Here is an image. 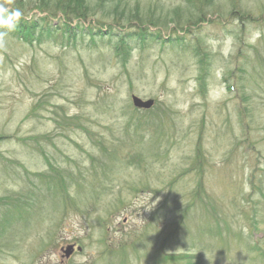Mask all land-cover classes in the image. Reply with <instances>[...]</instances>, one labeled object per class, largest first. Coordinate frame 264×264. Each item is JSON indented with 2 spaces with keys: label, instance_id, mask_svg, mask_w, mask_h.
I'll return each mask as SVG.
<instances>
[{
  "label": "rangeland",
  "instance_id": "obj_1",
  "mask_svg": "<svg viewBox=\"0 0 264 264\" xmlns=\"http://www.w3.org/2000/svg\"><path fill=\"white\" fill-rule=\"evenodd\" d=\"M105 4L72 45L11 31L0 49V264H264V0ZM132 94L153 107L129 114ZM45 173L79 203L58 209ZM94 173L102 193L86 200Z\"/></svg>",
  "mask_w": 264,
  "mask_h": 264
},
{
  "label": "trees",
  "instance_id": "obj_2",
  "mask_svg": "<svg viewBox=\"0 0 264 264\" xmlns=\"http://www.w3.org/2000/svg\"><path fill=\"white\" fill-rule=\"evenodd\" d=\"M33 1L34 0H30L29 1V3H31V8L32 7H36V9H39L41 11H48V15L45 18L33 17V18L28 20V19L24 18L23 15H25V14H23V11H21L22 14H23L22 18L18 22L15 30H13L11 32V36L13 35L14 38H16L18 40H22L25 43H29L31 45H33L34 42L40 43V42L44 41V38H49L51 36H57V35H59L60 37H63V38H66V36H68L67 42L62 44L63 46L72 45V44H74V41L76 40V38L78 37V35L80 33H82L84 35L87 32L86 30L82 29L84 27L81 25V20L85 21L87 18H90V17L94 16V14H95V12L93 11L94 7L92 5V0H35L34 4L32 5ZM110 1L112 2L113 0H100L101 4H105L106 3L104 5V8L107 6V3H109ZM15 2L17 4V6H19L20 9H23L22 7L24 5H26L24 2H22L20 0H14L13 7H15V8L17 7L15 5ZM96 6H97V8L98 7L100 8L99 2H97ZM118 6H119V4H117L115 6L111 5L109 7V11L115 10V12H116L117 9H118ZM58 14L62 15L61 17L63 19L60 17L61 20H62L61 23L50 25V22H49L48 18L50 16H51V18H54ZM103 17L104 18H110V15L109 14H103ZM75 19H77L78 25L75 26V27H72L71 24L73 23V21ZM78 20H79V22H78ZM0 31H6V30L5 29H0ZM113 34L114 33L106 34V36H108V40L111 41V37H112ZM123 34L124 33H118L117 34L116 43L114 45V54L118 58L122 59V61L124 63V67H123L122 73L125 72V73H127L129 75V71H128V68L126 66L127 65L126 62L128 60V57L131 55V50L132 49L130 50L131 46H130L129 43H126V39L124 37L131 36L132 34H129V33L127 35H123ZM135 35L137 37L140 36L139 33H137ZM254 80L256 82V84H255L256 88L258 90L262 89V85L260 84L259 80H256L255 77H254ZM248 83H249L248 80H246L245 82H242L241 86H240L241 90L244 93L243 94V99H246V100H249V97H250V95L247 94V92L250 90V88H248V86H249ZM127 109H128V113L129 114H134V116H142L143 115V113L140 112V111H143V110H139V109L132 108V107H128ZM132 119L140 120V117H132L131 120ZM263 124H264V122H263ZM159 132H161V129L159 130V128H157L156 135H158ZM156 135H155V138H156ZM92 143L96 144L98 147H101V145L103 144V141L100 142L98 140H93ZM153 143L155 144V139H154ZM149 144H150V141H148V144H145V149L146 150L148 149V145ZM112 148H113L115 153L110 154L109 157L110 158H115V156L117 155L116 153L118 152V150L116 152L117 148H116L115 144H112ZM161 150L162 149H160V145L158 144L157 147L153 148L154 155L155 156H164L165 154ZM199 150H200V153H202V155L205 156V154L201 150V146L199 147ZM150 151L149 152H145L144 151L143 154L150 153ZM142 157L146 158L145 155H142ZM197 157H198V155L191 156V158H193V160H197ZM199 157H201V154L199 155ZM116 160L117 159L111 160V161L114 162ZM110 163L111 162L108 163V168L111 167ZM47 176H49V175L48 174L40 175V178L42 177V179H44V177H47ZM50 177H47V178H50L49 181H51L52 183L55 182V189H54V195L55 196L54 197L58 198V201H59L58 209L59 208H62V209L66 208L68 202L73 203V204H75V203L78 204L79 203V202H76L75 196H73L72 199L69 200V198L67 196L63 195V192L66 191V190H63V189H66L68 187V185H70V183L66 180L64 175L60 174V176H55V177H53V175H51ZM56 180H59L60 182H64V183L59 186ZM99 180L100 179L97 178L95 173H94L92 186H91L90 190L85 194V199L86 200L90 199V198H94V197H96L98 195H101L102 192H101V189L99 188L101 186L100 183H99ZM57 185L59 186L60 190H59ZM60 192L62 193V195L59 194ZM81 192H82V189H81V191H79V193H81ZM39 195H40V193L39 194L35 193V204H37L36 200L39 198ZM5 199H7V198H5ZM78 200H79V197H78ZM35 204L32 201L30 202V206L31 207L29 205L23 206V204H21V207L17 208V212L13 213L15 219L12 217L11 221H13V222L17 221L18 222L19 221L18 219H20V218H22L24 216L25 210L31 209L32 207H34L32 205H35ZM12 210L14 211L13 208H12ZM5 216H4L3 220L0 223V225H2L4 227L2 233L4 231H6V226H5L6 224H4V223L7 222V224H9L8 223V221H9L8 217L7 216L5 217ZM14 232L15 231H13V233L11 234V237L14 234ZM15 236H16V234H15ZM47 236H50V235L47 234ZM41 244H43V243H41ZM254 244H255V242H254Z\"/></svg>",
  "mask_w": 264,
  "mask_h": 264
},
{
  "label": "clouds",
  "instance_id": "obj_3",
  "mask_svg": "<svg viewBox=\"0 0 264 264\" xmlns=\"http://www.w3.org/2000/svg\"><path fill=\"white\" fill-rule=\"evenodd\" d=\"M14 0H0V29L7 31H0V49L6 47V37L9 32L15 30L18 22L22 18L20 9L13 7ZM260 31H254L248 39V43L255 45L256 41L260 38ZM230 40V38H229Z\"/></svg>",
  "mask_w": 264,
  "mask_h": 264
},
{
  "label": "water",
  "instance_id": "obj_4",
  "mask_svg": "<svg viewBox=\"0 0 264 264\" xmlns=\"http://www.w3.org/2000/svg\"><path fill=\"white\" fill-rule=\"evenodd\" d=\"M132 101L136 107H141V108H150L154 103L153 99L143 100L142 98L136 95H132ZM72 250H73V247L69 246L68 249L66 250V254L70 255Z\"/></svg>",
  "mask_w": 264,
  "mask_h": 264
}]
</instances>
